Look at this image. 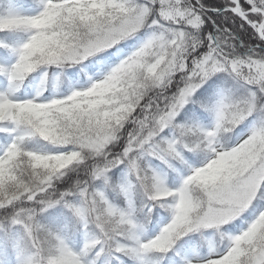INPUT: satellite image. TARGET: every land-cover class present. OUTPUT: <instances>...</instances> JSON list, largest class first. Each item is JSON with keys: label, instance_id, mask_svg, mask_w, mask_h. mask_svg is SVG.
I'll return each instance as SVG.
<instances>
[{"label": "snow or ice", "instance_id": "1", "mask_svg": "<svg viewBox=\"0 0 264 264\" xmlns=\"http://www.w3.org/2000/svg\"><path fill=\"white\" fill-rule=\"evenodd\" d=\"M0 264H264V0H0Z\"/></svg>", "mask_w": 264, "mask_h": 264}]
</instances>
